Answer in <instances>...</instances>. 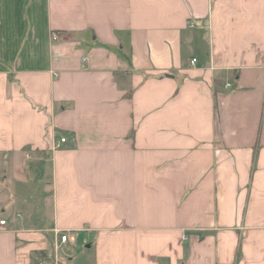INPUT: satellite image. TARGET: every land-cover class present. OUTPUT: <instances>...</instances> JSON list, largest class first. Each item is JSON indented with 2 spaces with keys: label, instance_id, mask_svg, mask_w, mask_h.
<instances>
[{
  "label": "crops",
  "instance_id": "crops-1",
  "mask_svg": "<svg viewBox=\"0 0 264 264\" xmlns=\"http://www.w3.org/2000/svg\"><path fill=\"white\" fill-rule=\"evenodd\" d=\"M0 219V264H264V0H0Z\"/></svg>",
  "mask_w": 264,
  "mask_h": 264
},
{
  "label": "built area",
  "instance_id": "built-area-1",
  "mask_svg": "<svg viewBox=\"0 0 264 264\" xmlns=\"http://www.w3.org/2000/svg\"><path fill=\"white\" fill-rule=\"evenodd\" d=\"M190 24H191V23H190ZM52 37H53V39H56V38H57V35L54 34ZM194 61H195V58L192 59V62H194ZM230 86H231L230 83H226V87H230ZM63 142H65V138H64V137H61V138L58 140V143H63ZM4 224H5V220H4V219H0V226H2V225H4ZM70 239H71V236H70V234H68L67 232L62 233V234L60 235V237H59V241H60L61 243L67 242V241L70 240Z\"/></svg>",
  "mask_w": 264,
  "mask_h": 264
}]
</instances>
